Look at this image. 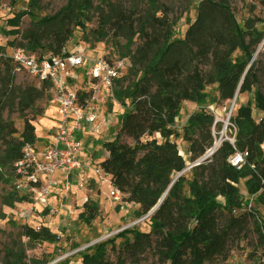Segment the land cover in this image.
<instances>
[{
  "label": "trees",
  "instance_id": "obj_1",
  "mask_svg": "<svg viewBox=\"0 0 264 264\" xmlns=\"http://www.w3.org/2000/svg\"><path fill=\"white\" fill-rule=\"evenodd\" d=\"M93 2L94 0H68L67 5L55 15L43 18L38 24L42 27L52 24L63 26V21L72 17L78 28L84 31L85 23L92 21ZM103 2L109 6L111 15L118 22L130 28V34L127 36L128 46L136 44V37L139 42L132 53L122 54V58H128L130 61L129 73L116 82L113 93L124 111L118 117L119 128L115 138L103 143L107 157L99 165L109 176L111 187L120 192L125 202L136 204L138 213L145 216L158 204L174 177L187 168L177 143L172 141V138L180 136L176 119L180 116L183 103L195 102L199 105V109L189 116L182 128V140L187 143V153L193 163L204 156L214 142V116L205 109L210 99L206 87L217 84L223 91H232L236 82L243 77L252 58L253 47L260 42L262 34L255 29L241 28L228 0H202L196 20H187L188 27L182 38L176 36L175 21L168 13L161 11L160 15L156 14L160 9L158 0H149L151 8L137 32L132 29L136 14L133 9L126 13V10L117 8L110 0ZM23 15V12L19 13L8 21L12 26L10 34L16 36L20 33L16 27ZM104 24L106 27L101 26L91 31L98 41L108 36L106 29L109 23ZM72 36L73 32H64L62 27H59L54 41L46 46L34 36L25 47L33 53L42 48L50 49L51 55H59ZM10 44L12 48L24 47V44L17 43L16 40ZM3 61H6L8 68L9 62L15 64L6 56ZM15 66L17 67L16 64ZM130 76L133 79L124 85ZM10 87L11 90L7 91L5 96L12 97L11 103L0 100V182L5 183H8V178L15 173L14 163L21 157L23 146L36 142V128L32 122L42 115V110L37 108V102L48 93L46 85L39 88L16 87L14 77L10 80ZM255 100V108L262 114L259 119L253 117L251 102L239 106L236 115L231 118L237 132L234 149L228 152L227 157L231 158L236 152H247L245 164L238 169L232 166L226 157L227 161H220L221 169L218 172L214 154V160L210 162V176L208 175L211 179L210 185L203 187L202 177L197 176L201 175L198 172L208 164L202 163L191 168L192 176L188 178L183 173L178 177L165 202L152 216L150 222L153 229L161 235V243L157 246L160 264H166L168 261L169 264H203L206 260L215 261L217 256H227L229 240L238 237L243 231L246 216L249 214L238 217L231 214L230 208L233 204L230 198L237 191L225 182L233 181L234 174H242L244 170L253 174V179L259 183V187L252 193L258 192L256 202L264 206V97L258 93ZM6 110L8 116L4 119ZM15 110L24 118V127L19 139L14 137L17 129L10 118V114ZM27 111L33 114L31 118L26 114ZM126 139H130L131 143ZM245 165L246 169L242 170ZM186 187L191 192L190 197L184 194ZM219 195L227 200L225 208H220L215 200ZM3 201L13 207L15 203L29 202L30 199L26 195H19V192L12 188L10 192H6ZM83 207L87 222L98 217L99 208L95 202L88 201ZM174 212L181 219L191 216L198 218V227L189 233L180 232L178 228H170L171 232L165 233L163 230L169 222H164V219H176ZM165 213L168 216H165ZM226 213L228 216L230 214V217L222 221L220 216ZM20 229L21 235L28 240L27 245L32 248L44 242L56 244L59 241V237L46 226L36 229L23 224ZM184 238L194 249H199L201 258L192 253L190 259L179 251L178 246H181ZM144 243L150 245L149 235L140 233L134 243H126V248L133 256L144 251ZM93 250L96 251L95 256L85 255L83 260L89 261L90 264H125L121 257L116 263H105L106 256H102V246L98 245ZM24 258V251L18 250L13 254V263L24 264ZM29 264L49 263L32 258Z\"/></svg>",
  "mask_w": 264,
  "mask_h": 264
},
{
  "label": "rangeland",
  "instance_id": "obj_2",
  "mask_svg": "<svg viewBox=\"0 0 264 264\" xmlns=\"http://www.w3.org/2000/svg\"><path fill=\"white\" fill-rule=\"evenodd\" d=\"M202 0H158L159 10L156 11L160 15L161 11H165L175 21L174 30L178 38L185 35L188 24L187 20L194 22L199 14V3ZM232 11L241 28L255 29L262 34L260 42L253 47L252 58L248 63L243 77L236 82L235 88L230 90H222L217 84L206 87L207 93L210 95L209 101L205 105V109L214 116L212 126V135L215 138H221L225 131V123H229L227 133L222 137L221 144L215 151V155L206 159L203 164H208L197 175L201 176L203 187L210 185V171L212 166L210 162L215 158L216 171L221 169L220 161L226 160L228 152L232 151L233 143L237 129L231 122V118L236 115L239 106L252 103L253 117L259 119L262 114L255 108V98L258 93L264 97V0H228ZM68 0H1L0 2V100H5L10 104L12 97L5 96L6 92L11 90L10 80L14 77V85L16 87L25 88L34 86L39 88L37 83L24 71L9 62V68L5 59V55L10 52L11 42L16 40L17 43L24 44L19 46L27 52L33 53L25 45L34 36L39 38L42 45L54 41V35L59 27L64 32H73L72 38L65 46L70 52H84L86 55L120 57L122 54L132 53L139 42L137 37L134 39L136 43L129 47L127 44V36L130 34L128 25L118 22L113 17L110 8L103 0H94L92 9V21L85 23L86 29L83 31L78 28L75 20H64L63 26L49 25L42 27L38 24L43 18L55 15L61 8L67 5ZM110 2L121 10L133 9L134 14L133 31L137 32L144 16L150 10L149 0H110ZM154 11V10H153ZM24 13L18 28L20 33L12 35V26L8 21L19 13ZM111 19V20H110ZM104 22L109 23L106 31L108 36L101 40H96L91 34L101 26L106 27ZM143 24V23H142ZM249 42V37L246 38ZM18 46L14 48H19ZM51 53L50 49L38 48L34 54H42L46 56ZM253 59V60H252ZM130 64L123 76L129 73ZM87 65L73 71L75 85L79 87L87 79ZM133 77L130 76L124 85H127ZM37 108L42 110V115L38 116L32 124L36 128V141L39 145L46 144V140L55 132V128L59 121L58 109L51 94L45 93L41 100L37 102ZM199 109V105L195 102H184L180 116L176 119V128L180 136L172 138L176 142L178 149L187 167L195 162H190V154L187 153V143L182 140V128L186 125L189 116ZM101 113L108 123L112 124V128L103 135H95L86 132L84 135L88 139L87 144L84 141L87 157L92 163L98 164L106 158V150L103 143L111 141L115 138L119 128V115L124 111L120 104L112 96H108L104 103L100 105ZM29 118L33 114L26 112ZM8 116V111L4 112V119ZM17 133L15 138L19 139L24 127V118L16 110L10 114ZM229 118V121L227 119ZM8 139V137H6ZM90 138V139H89ZM131 143L130 139H126ZM213 142V146H214ZM3 144V143H2ZM212 146V147H213ZM264 150V144L262 145ZM228 158V157H227ZM227 161V160H226ZM230 163V158H228ZM240 169V168H238ZM246 169V165L242 170ZM193 171L191 168L185 171V177L190 178ZM242 174H234L233 181L229 183L237 193L231 196V204L233 206L231 214L238 217L242 214L246 216L243 231L231 239L227 245V256H217L213 263L208 264H264V206L257 204L256 198L259 183L253 179V174H249L245 170ZM88 174H93L91 170ZM209 175V176H208ZM103 176V175H102ZM61 177L60 174L57 176ZM222 179L220 175V180ZM174 177L172 186L176 182ZM12 188H16L15 173L8 178V183L0 182V264H14L13 254L16 251H24V264H29L32 258L48 262L49 264H90L83 260L85 255L91 256L96 254V247L102 246V256L107 255L109 259L116 263L121 257L125 260V264H160L157 246L161 243V235L152 230L150 220L153 216L147 214L145 216L138 213L139 208L136 204L125 202L121 197L117 200L110 196L111 184L109 181L102 182L101 178L92 180L87 184L84 191L73 190L65 194L61 192L52 194L47 197V203L35 201L31 198L29 202L15 203L13 207H9L4 203L6 192H10ZM19 195H24L23 190H18ZM169 192H167L168 194ZM186 195H191L188 188L185 190ZM166 194V195H167ZM93 201L99 208V215L96 219L87 222L84 214V201ZM220 208H225L226 198L219 195L215 198ZM31 210V212H29ZM29 213V215H28ZM219 216V214H218ZM230 217V214L220 216L222 221ZM248 217V218H247ZM26 224L34 228L46 226L50 231L59 237L56 244L44 242L32 248L27 245L28 240L21 235L20 226ZM131 231H138L149 234L150 245L144 243V251L131 256L130 250L126 248V242L132 241L134 236L129 234ZM101 254H97L100 256ZM92 264V263H91ZM94 264V263H93Z\"/></svg>",
  "mask_w": 264,
  "mask_h": 264
},
{
  "label": "built area",
  "instance_id": "obj_3",
  "mask_svg": "<svg viewBox=\"0 0 264 264\" xmlns=\"http://www.w3.org/2000/svg\"><path fill=\"white\" fill-rule=\"evenodd\" d=\"M5 56L38 86H47L59 115L55 132L46 144L39 145L36 141L23 146L21 157L14 163L17 191L23 190L30 200L47 203L46 198L60 190L65 194L84 191L90 181L100 178L103 183L110 182L99 163L94 164L87 157L84 134L91 132L100 136L112 128L101 113L100 105L108 96L114 98V87L130 64L129 59L89 56L66 48L59 55L41 57L22 48H11ZM85 65L87 79L77 87L73 71ZM247 156V152H236L230 164L241 168ZM58 174L61 177L58 178ZM110 196L118 200L121 194L112 188Z\"/></svg>",
  "mask_w": 264,
  "mask_h": 264
},
{
  "label": "flooded vegetation",
  "instance_id": "obj_4",
  "mask_svg": "<svg viewBox=\"0 0 264 264\" xmlns=\"http://www.w3.org/2000/svg\"><path fill=\"white\" fill-rule=\"evenodd\" d=\"M188 188V187H187ZM189 191V190H188ZM189 193H191L189 191ZM184 194H186L184 192ZM168 195V194H167ZM167 195L165 196L164 200L162 201V203L159 205V207L165 202L166 200V197ZM191 195H187V197H190ZM159 207L154 211V213H152L153 215L156 213V211L159 209ZM169 213L171 214V209L169 208ZM175 213V212H174ZM165 216H168L167 213H165ZM175 218H166L164 219V222H169L168 225L164 228V232H171L169 231L170 228H172V230L174 228H178V230L180 232H186V233H189V232H194V230L196 229V227H198L199 223H200V220L198 218H195L194 216H191V217H188L186 219H181L176 213L174 214ZM151 224V222H150ZM152 226V230H154L153 228V225L151 224ZM155 231V230H154ZM156 232V231H155ZM142 234V232H136V231H131L129 234H133L134 238L132 241H128L130 242L131 244L135 242L136 238H137V235L138 234ZM145 234V233H143ZM147 235V234H145ZM149 235V234H148ZM167 235V234H166ZM237 238V237H236ZM145 239V238H144ZM231 240V239H230ZM229 240V241H230ZM127 243V242H126ZM179 248V251L183 254H186V256L190 259H192V253L197 257V258H201V256H199V249H194L191 244L189 242L186 241V239L184 238L181 242V246L179 245L178 246ZM105 260V263H108V262H112L109 257L106 255V257L104 258ZM208 263H213L212 261H203V264H208ZM166 264H169V261L168 263Z\"/></svg>",
  "mask_w": 264,
  "mask_h": 264
},
{
  "label": "water",
  "instance_id": "obj_5",
  "mask_svg": "<svg viewBox=\"0 0 264 264\" xmlns=\"http://www.w3.org/2000/svg\"><path fill=\"white\" fill-rule=\"evenodd\" d=\"M253 60V59H252ZM227 121H229V118L227 119ZM213 147H211L204 156H202L200 159H198L194 164H192L191 166L187 167L183 172H181L180 174L177 175L176 179L178 177H180L183 173H185L186 170L190 169V168H193L195 166H198L200 164H202L206 158L208 157H211L215 151L212 150ZM172 187V184L170 185V187L167 189V191L164 193V195L161 197V199L159 200L158 204L148 213V214H151L152 212H154L158 207L159 205L162 203V201L164 200L167 192H169L170 188Z\"/></svg>",
  "mask_w": 264,
  "mask_h": 264
},
{
  "label": "bare ground",
  "instance_id": "obj_6",
  "mask_svg": "<svg viewBox=\"0 0 264 264\" xmlns=\"http://www.w3.org/2000/svg\"><path fill=\"white\" fill-rule=\"evenodd\" d=\"M187 103H191V102H187ZM228 129H229V123H225V131H223L222 137L227 133ZM222 137L221 138L220 137L215 138L214 146L212 148L213 151H216L218 149V147L220 146ZM208 158H206V159H208Z\"/></svg>",
  "mask_w": 264,
  "mask_h": 264
},
{
  "label": "crops",
  "instance_id": "obj_7",
  "mask_svg": "<svg viewBox=\"0 0 264 264\" xmlns=\"http://www.w3.org/2000/svg\"><path fill=\"white\" fill-rule=\"evenodd\" d=\"M86 138V137H85ZM90 139V138H89ZM85 140H87L86 142H85V144H87V142H88V139L86 138ZM106 157H107V153H106ZM91 176H92V174H91Z\"/></svg>",
  "mask_w": 264,
  "mask_h": 264
}]
</instances>
